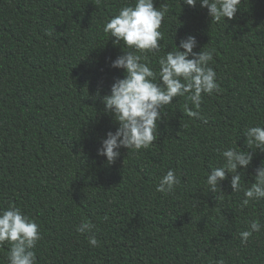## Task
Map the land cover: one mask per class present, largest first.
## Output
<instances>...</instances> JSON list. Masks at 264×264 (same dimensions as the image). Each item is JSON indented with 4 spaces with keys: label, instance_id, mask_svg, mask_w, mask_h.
I'll return each instance as SVG.
<instances>
[{
    "label": "trees",
    "instance_id": "16d2710c",
    "mask_svg": "<svg viewBox=\"0 0 264 264\" xmlns=\"http://www.w3.org/2000/svg\"><path fill=\"white\" fill-rule=\"evenodd\" d=\"M132 2L0 0V209L15 206L40 225L37 264H264V229L247 244L240 237L251 220L264 224V200L241 208L231 173L219 200L206 183L224 149L246 148L244 129L264 126V0H241L236 17L220 22L199 3L155 0L168 11L150 66L195 35V51L213 53L220 90L203 95L196 118L186 97L174 98L156 140L121 149L109 165L97 149L118 124L102 97L124 70L111 67L123 49L103 27ZM261 161L257 152L238 169L243 187ZM169 169L180 184L157 192ZM82 220L95 225L91 233L77 232ZM9 247H0V264Z\"/></svg>",
    "mask_w": 264,
    "mask_h": 264
},
{
    "label": "clouds",
    "instance_id": "9594fccd",
    "mask_svg": "<svg viewBox=\"0 0 264 264\" xmlns=\"http://www.w3.org/2000/svg\"><path fill=\"white\" fill-rule=\"evenodd\" d=\"M183 4L195 7L197 3L208 9L212 21L232 20L240 8L241 0H182ZM166 4L159 8L155 0H134L121 7L118 14L106 21L103 31L110 35L112 44L123 49V54L111 60V67L124 70L123 78H117L111 85L110 94L103 95L104 112L113 115L118 124L116 130L108 131L97 149V155L106 158L109 165L121 156V149L136 150L148 148L155 140L160 122L166 116V106L176 97H186L196 110L189 109L188 115L200 117L203 95L219 92L217 73L210 62L211 51H195L199 41L195 35L180 39L176 47L158 58V69L150 66L148 54L156 55L161 50L164 33L160 30ZM52 35L51 32L48 33ZM109 39V40H110ZM127 49V50H126ZM100 98L99 92L93 100ZM246 148L228 147L221 152L222 166L212 168L206 177L208 190L223 196L221 181L231 173L232 192L243 191L240 207H247L253 201L264 200V161L253 173L254 182L249 187L241 184V171L247 170L257 152H264V126L255 125L244 129ZM180 184L174 169H169L156 185V191L171 193ZM95 225L82 220L77 232L91 233ZM264 229L258 219L249 222L248 230L240 232L241 243L247 244L253 233ZM42 239L40 225L21 209L10 206L0 209V247L9 245L7 264H37L34 249ZM89 244L98 246L96 236L89 235ZM217 264H225L224 260Z\"/></svg>",
    "mask_w": 264,
    "mask_h": 264
}]
</instances>
